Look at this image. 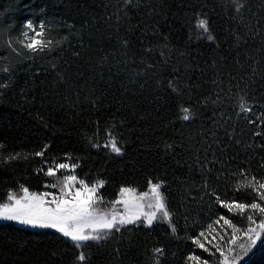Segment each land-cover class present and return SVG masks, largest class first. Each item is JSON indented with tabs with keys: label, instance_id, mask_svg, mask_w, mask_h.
I'll list each match as a JSON object with an SVG mask.
<instances>
[{
	"label": "snow or ice",
	"instance_id": "snow-or-ice-1",
	"mask_svg": "<svg viewBox=\"0 0 264 264\" xmlns=\"http://www.w3.org/2000/svg\"><path fill=\"white\" fill-rule=\"evenodd\" d=\"M104 7L107 13L109 5ZM207 8V3L198 11L189 5L195 12L190 29L195 39L216 43L213 13L223 14L235 25L228 29L235 71L227 78L221 72L210 75L205 81L210 85L207 91L197 82L194 68H180L172 62L169 35L162 30L168 26V19L156 11L151 0H118L106 15V23L117 33L116 51L124 57L119 63L130 69L127 83L121 84V97L126 99L129 94L139 95L151 88L155 99L163 98L166 105L175 101L176 112L165 127L199 124L194 145L191 136L189 145L175 140L169 143L160 136L166 153L177 147L193 148L199 179L188 193L190 200L182 198L173 208L168 182L158 174L147 175L143 187L121 182L109 193L112 181L107 165L100 170L90 168V157L103 156L109 163L122 161L128 151L123 133L131 125L119 115V107L108 101L109 93L89 88L81 74L78 83L84 88L75 90L74 100L71 94L63 99L74 106L86 91L85 100L97 114L89 120L91 134L83 136V153L56 154L47 140L27 148L23 141L17 146L15 136L11 141L0 139V169L15 172L23 165L26 177L40 179L37 189L20 180L8 186L5 197L0 198V222L56 234L72 248V264H92L90 249L110 240L118 241L112 251L119 258V244L126 236L140 231L149 235L164 225L167 235L188 243L189 250L181 253L180 264H250L251 255L264 248V93L257 95L255 91L257 83L264 85V5L260 13L253 12L246 0H220L204 11ZM134 18L138 19L134 22ZM121 26L126 32L123 36L119 35ZM75 31L74 23L50 17L47 7H40L37 16L22 20L12 15V9L0 10V100L9 95L21 67L35 79L53 75L55 84L66 85L71 70L66 57H81L79 51H72ZM189 39H193L191 34ZM257 39L262 46L260 57H242L241 49ZM78 43L83 48V41ZM133 47L138 51L129 59ZM109 55L100 58L101 65ZM215 66L213 61L210 67ZM204 73L201 69V77ZM21 95L25 103L35 101L34 95ZM156 119L163 122L159 114ZM137 139L143 153L150 154V138L141 134ZM190 204H196L206 218L193 219L189 225ZM181 214L183 228L177 219ZM51 255L53 264H62L57 259L59 253L53 251ZM168 255V248L157 242L145 249V264H166ZM171 255L175 258L177 253Z\"/></svg>",
	"mask_w": 264,
	"mask_h": 264
},
{
	"label": "trees",
	"instance_id": "trees-1",
	"mask_svg": "<svg viewBox=\"0 0 264 264\" xmlns=\"http://www.w3.org/2000/svg\"><path fill=\"white\" fill-rule=\"evenodd\" d=\"M253 12L260 13L264 0H246ZM118 0H0V10L12 9V15L23 19L39 14L40 7H47L49 16L63 18L75 24V33L71 38L72 51H79L81 57L74 60L66 57L71 62V70L67 73L68 83L55 84L53 75L41 76L35 79L30 71L21 67L15 75V83L9 95L0 100V139L17 137L16 145L21 141L27 148H32L37 142L47 140L53 145L56 154L64 151H76L83 153L86 145L83 143L85 133L91 134L93 125L90 119L96 118V112L90 104L81 96L78 104L70 105L63 99L65 94H71L75 99V90L84 88L81 79L87 81L89 88H95L109 93L108 101L115 107H119V115L126 117L131 125L123 133L127 141V155L122 161L107 162L103 156L92 155L90 168L100 170L107 165V176L112 181L109 193L121 182L136 183L143 187L145 177L149 174L159 175L168 182L170 203L176 208L181 199L190 200L188 193L199 179V170L195 166L193 148L177 147L175 151L165 152L160 136L171 143L189 145L188 137L193 139L198 135L199 124L192 127L173 129L165 127L170 117L176 112L175 101L167 105L163 98L155 99L154 91L149 88L139 95H132L124 99L121 97V84L127 83V75L130 69H125L119 62L124 59L116 49L118 48L117 33L115 28L106 23V15H110L116 7ZM156 11L162 17L166 15L168 26L162 30L169 35L171 47V59L177 67L186 65L194 68L196 80L201 84L202 90L207 91L210 85L205 81L215 72L223 73L227 78L230 71H235L231 57L234 55L232 37L229 27H235L223 14H212L213 34L217 36L216 43L210 44L206 40L195 39V33H190L194 24L195 12L189 9L200 10L205 3L210 10L218 5L220 0H151ZM108 4L107 13L104 5ZM143 15V13H141ZM138 18H134V22ZM163 23V19L161 21ZM125 27L121 26L119 35H125ZM190 34L193 39H189ZM83 41V48L78 41ZM219 44V47H216ZM248 48L241 49L242 57L251 55L260 57L261 44L259 39L249 41ZM138 49L133 47L129 53V59ZM109 53V58L101 65L100 58ZM216 61V66L210 67ZM199 67H195V66ZM205 73L201 77L200 70ZM167 71V70H165ZM95 81V84H93ZM257 95L264 93V85L257 83L255 89ZM25 95H34L35 101L25 103ZM18 103L22 106H18ZM159 105V109L157 106ZM113 107V111H115ZM104 113V109L99 110ZM163 117V122L156 119L157 115ZM43 121V123H42ZM45 124L47 126H45ZM155 132L156 135H152ZM143 134L150 138L153 145L151 153L145 155L138 146L141 143L137 137ZM184 137L183 141L181 137ZM159 145V147H157ZM87 171V169H85ZM20 180L33 189L40 187V179L26 177L23 165L15 172H4L0 169V198L5 197L9 185H15ZM207 212V208L203 209ZM188 221L191 225L193 219H205L201 209L196 204H190ZM181 227H184L182 214L177 216ZM166 226L155 229L149 235L140 231L126 236L119 246L121 256L117 258L112 251L118 241H108L90 249L92 264H145V249L159 242L169 250L166 264H180L181 253L187 252V241L175 240L165 232ZM194 230V229H190ZM184 233L182 232L181 235ZM59 253L57 259L62 264H72L74 252L70 246H66L56 238V234L36 232L31 229H23L18 225H5L0 223V264H53L52 252ZM176 252L175 258L171 253ZM250 264H264V248H258L250 257Z\"/></svg>",
	"mask_w": 264,
	"mask_h": 264
},
{
	"label": "rangeland",
	"instance_id": "rangeland-1",
	"mask_svg": "<svg viewBox=\"0 0 264 264\" xmlns=\"http://www.w3.org/2000/svg\"><path fill=\"white\" fill-rule=\"evenodd\" d=\"M0 223H2V222H0ZM3 224V223H2ZM166 226V225H165Z\"/></svg>",
	"mask_w": 264,
	"mask_h": 264
}]
</instances>
